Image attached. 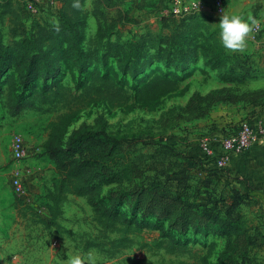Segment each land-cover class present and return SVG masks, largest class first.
<instances>
[{
	"label": "rangeland",
	"instance_id": "obj_1",
	"mask_svg": "<svg viewBox=\"0 0 264 264\" xmlns=\"http://www.w3.org/2000/svg\"><path fill=\"white\" fill-rule=\"evenodd\" d=\"M19 1L23 7L31 0ZM50 1L40 0L37 4L42 13L34 17L25 16L21 8L22 22L28 33L39 22H55V15L62 4L59 0L60 4L55 7L50 5ZM106 1L84 0L82 43L79 47L85 53L89 49L97 50L99 55L108 53L105 62L92 61L81 69L70 58L58 59L55 75H50L45 81L43 73L39 74L29 84L20 81L13 66L1 76L0 89L4 94L0 100V264H66L67 258L74 255H80L84 264H217L226 248L227 238L204 231V228L211 227L199 223L196 211L208 203L209 197L206 188H201L199 195L196 193L207 177H212L211 187L217 190H228L230 184L216 175L205 174L198 158L199 143L204 138L212 140L221 132L233 133L240 123L247 120L245 118L236 124L237 127L231 128L226 121L234 120L231 117L235 113L223 108L222 102L240 97L244 101V97L264 91V87L251 89L253 80L258 78L256 75L253 78L245 76L240 82L224 80L228 68L238 60L246 68L249 64H258L257 72L261 74L264 62L255 63L257 60H253L251 55L225 49L213 20L202 15L195 40L203 42L207 31L217 33V52L224 55L226 62L222 68L217 69L208 63L211 60L205 52L181 71L162 62L146 64L143 68L142 63L148 61V56L139 60L125 59L115 56V53L122 55L124 50H128V43L141 35H170L178 21L169 18L170 12L163 11L162 0H110L111 7ZM118 11H122L125 17L116 24L112 19L117 18ZM205 28L208 29L206 32ZM0 32L4 42L11 41L9 16L3 17L1 8ZM152 45L154 49L149 54L156 50L163 53L167 47L159 41ZM61 46L65 47L64 43ZM164 54L167 57V53ZM95 70L109 75L132 94L155 73L183 78L178 92L149 107L135 102L119 108H112L104 102L91 103L68 129L70 135L86 124L104 129L110 135H135L139 140L135 154L141 158V166L145 170L142 176L123 184H104L101 188L100 198L107 207L143 225L139 233L130 235L134 243L114 257L105 250L88 246L89 242H105L107 237L113 239L117 235L108 234L106 237L102 233V227L84 198L68 195L56 224L50 227L45 224L50 218L46 195L59 177L55 164L44 154L42 146L49 133V124L58 113L25 111L13 118L6 108L8 93L16 99H23L46 84L57 83L78 92L84 83L89 82ZM260 77L258 80L264 79L263 75ZM11 79L12 83L9 82ZM18 138L30 151L29 156L21 161L13 156L14 142ZM175 161L184 163L191 175L190 187L185 190L182 203L162 198L144 186L150 183L157 171L165 170L168 163ZM145 162L150 163L154 170L146 171ZM16 177L23 183V195L14 188ZM243 210L246 214L250 211L247 207ZM163 240L170 241L176 251L169 253L165 247L154 245L155 241ZM260 256L264 257V251Z\"/></svg>",
	"mask_w": 264,
	"mask_h": 264
},
{
	"label": "trees",
	"instance_id": "obj_2",
	"mask_svg": "<svg viewBox=\"0 0 264 264\" xmlns=\"http://www.w3.org/2000/svg\"><path fill=\"white\" fill-rule=\"evenodd\" d=\"M56 1L59 3V0ZM60 1L62 5L55 15V22H39L37 27L28 33L22 22L20 10L22 8L23 12V7L20 1L0 0L1 15L9 16L11 36V41L6 43L0 32V79L10 66H13L22 83L29 84L39 74L43 73L45 81L50 75H55L58 59L70 58L81 69L92 61L101 63L108 59V53L99 55L95 49H89L86 53L79 50L82 43L84 0ZM106 2L107 6L111 7L110 0ZM200 16H202L200 13L183 18L170 15L169 18L176 19L179 23L170 35L159 37L141 35L136 41L128 43V50H124L122 55L117 52L115 56L138 60L148 56V61L142 63L143 68L154 62H162L181 71L199 54L205 52V56L211 60L208 63L214 64L217 69L222 68L226 62L224 55L217 52L216 48L218 37L216 34L219 29L217 33L207 31L203 42L195 40L196 30L201 27ZM124 17L122 11H118L117 18L112 21L117 24L122 22ZM154 41L167 45L163 53L156 50L149 54V51L154 49L152 45ZM63 43L65 47L61 46ZM164 53H167V57ZM252 66L249 64L247 68L243 67L235 60L223 78L226 81L237 82L242 81L245 76L251 75L253 78L256 69L254 64ZM9 82L12 83V79ZM182 83L183 78L180 76L155 73L132 94L109 75L95 70L89 82L84 83L78 92L54 83L35 89L23 99H16L8 93L6 108L10 117H18L25 111L58 113L49 124V133L42 146L44 154L55 164L59 177L53 189L46 195L50 213V218L45 223L47 226L56 224V220L62 214V203L68 195H72L86 200L106 237L108 234L117 235L113 239L107 237L105 242H89L88 246L105 250V253L114 257L134 243L130 235L139 233L143 229L142 223L117 214L104 204L100 194L104 184H123L142 176L145 170L141 166V158L135 154L139 141L137 136L110 135L104 129L86 124L81 125L70 135L68 129L91 103L104 102L112 108H119L135 102L149 107L162 98L178 92ZM3 94L4 90L0 89V100ZM243 100L264 105V91L252 93ZM240 124L234 132L239 131ZM232 127L235 128L234 125ZM169 150L172 151L170 148ZM199 162L202 166L201 160ZM143 164L146 171L154 170L150 163ZM203 170L205 174L215 176L204 166ZM155 174L149 184H144L146 189L150 188L154 194L171 199L175 203L185 201L184 192L190 187L191 175L184 163L179 161L168 163L165 170L157 171ZM211 178L203 180L197 189L196 194L199 195L201 188H206L209 200L206 205L199 206L196 212L199 223L211 227L204 228L205 232L224 235L227 238L226 248L217 264H264V257L260 256L264 251L263 215L250 213L254 201L248 194L231 185L228 190L212 188ZM245 207L250 210L248 214L243 210ZM154 245L165 247L169 253L176 251V247H173L170 241H155Z\"/></svg>",
	"mask_w": 264,
	"mask_h": 264
},
{
	"label": "crops",
	"instance_id": "obj_3",
	"mask_svg": "<svg viewBox=\"0 0 264 264\" xmlns=\"http://www.w3.org/2000/svg\"><path fill=\"white\" fill-rule=\"evenodd\" d=\"M204 3V7L201 11V15L209 17V19L219 29V18L222 14L217 12L216 0H201ZM225 5V11L233 14L241 15L245 18L248 16L253 17L258 21L261 29L259 33L250 34L247 46L243 51H237L238 53H246L253 56V60H257L255 63L264 62V0H223ZM257 79L252 82L251 89L263 88L264 79L258 80L260 76H264V64L261 74L258 64H255ZM221 106L227 110L232 111L231 118L227 119L226 123L231 126L238 124L241 120L248 118L254 125H264V105L253 102L242 101V97L235 99L234 101L222 102ZM223 126H225L223 124ZM238 126V125H236ZM225 134H216L217 137L224 136ZM198 152V158L201 160L203 166L207 170H211V174L216 175L218 178L226 180L232 187L238 189L244 194H248L254 201V205L251 208V213L261 214L264 217V136L257 139L247 150V152L239 157L231 159L227 168L224 170L216 169V166L211 159L204 157L202 148ZM216 170V171H214Z\"/></svg>",
	"mask_w": 264,
	"mask_h": 264
},
{
	"label": "built area",
	"instance_id": "obj_4",
	"mask_svg": "<svg viewBox=\"0 0 264 264\" xmlns=\"http://www.w3.org/2000/svg\"><path fill=\"white\" fill-rule=\"evenodd\" d=\"M40 0L27 1L23 5V14L25 16H37L42 13V9L38 6ZM51 6L58 7L56 0H51ZM217 12L222 14L225 10L223 0H216ZM204 3L201 0H163L162 9L166 13L183 18L201 13ZM165 9V10H164ZM260 25L253 26V33L260 32ZM264 136V125H254L250 120H244L240 124L238 132L227 133L221 137L214 139L204 138L200 140V147L204 152V157L212 159L216 169L224 170L227 168L231 159L244 155L250 146L259 138ZM29 148L22 139H16L14 142L13 156L21 161L29 156ZM18 176V175H17ZM14 188L19 195L24 194V187L21 179L16 177L13 180Z\"/></svg>",
	"mask_w": 264,
	"mask_h": 264
},
{
	"label": "clouds",
	"instance_id": "obj_5",
	"mask_svg": "<svg viewBox=\"0 0 264 264\" xmlns=\"http://www.w3.org/2000/svg\"><path fill=\"white\" fill-rule=\"evenodd\" d=\"M258 21L251 16L247 18L223 10L219 18V37L222 46L230 51H243L247 46L253 26ZM66 264H84L80 255H74L66 260Z\"/></svg>",
	"mask_w": 264,
	"mask_h": 264
}]
</instances>
